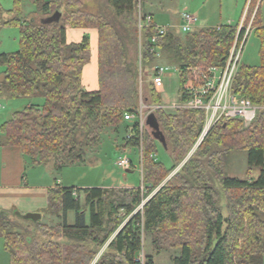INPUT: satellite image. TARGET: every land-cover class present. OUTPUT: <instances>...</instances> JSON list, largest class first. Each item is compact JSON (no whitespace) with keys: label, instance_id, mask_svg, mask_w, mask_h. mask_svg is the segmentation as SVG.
<instances>
[{"label":"trees","instance_id":"1","mask_svg":"<svg viewBox=\"0 0 264 264\" xmlns=\"http://www.w3.org/2000/svg\"><path fill=\"white\" fill-rule=\"evenodd\" d=\"M21 1L12 0L7 19L0 6V25L19 29L18 48L0 53V93L42 102L14 111L0 125V145L18 147L32 164L47 165L52 159L53 168L61 170L83 162L105 127L122 124L132 134L125 136L124 146H142V188L55 183L40 211L42 217L59 218L52 224L0 212L11 264H139L145 235L156 253L179 250L173 264H264V0H249L242 23L196 27L183 35L168 29L155 43L150 41L153 22L138 28L139 0H104L116 22L80 9L79 0H34L36 11L46 18L40 23L21 16ZM248 25L259 41V63L239 64L231 84L234 95L260 106L248 126L238 118H221L196 145L204 111H166L151 78L145 97L156 107L149 114L151 130L140 132L137 120L124 119L125 113L138 111L139 68L154 72L159 64L175 67L178 103H184L181 87L190 70L223 66ZM67 27L97 31L94 90L82 83L90 61L89 37L68 41ZM158 138L172 159L169 167L155 158ZM235 149L247 154L243 179L225 171ZM255 169L258 174L252 177ZM217 185L226 199V214ZM69 211L75 212L73 224L67 221ZM144 264H153L151 255Z\"/></svg>","mask_w":264,"mask_h":264},{"label":"rangeland","instance_id":"2","mask_svg":"<svg viewBox=\"0 0 264 264\" xmlns=\"http://www.w3.org/2000/svg\"><path fill=\"white\" fill-rule=\"evenodd\" d=\"M79 1L81 3L80 9L94 14H105L109 16L113 22H116L112 16L111 9L103 3L104 0ZM248 2L249 0H139L138 9L141 11V15H144L146 12H151L156 22H160L158 24L161 25L167 22V24L172 25L171 30L179 33V35H183L184 32H182L180 28L182 21L180 14L182 11H187L196 15L197 22L195 27L216 26L225 23L236 24L238 22L242 23L244 20ZM2 11L3 18L6 19L11 16L9 12H5L3 9ZM21 16L35 23H40L44 18L43 15L36 11L34 0L21 1ZM260 19L261 23L264 25V2H262L260 6ZM18 31L19 29L17 26H0V53L14 51L18 48ZM131 48L130 51L133 49ZM258 48V38L249 31L241 51L240 64L249 66L257 65L259 63ZM163 61L164 60L161 62ZM157 62L158 61H156V63ZM2 70L3 67H0V79L2 77ZM152 73L153 69L141 70L139 68L138 70V107L142 106L145 113L147 112V110H145V105L149 106L150 104L145 97L147 98L148 96L147 85L152 77ZM163 81L164 89L162 95L169 101L177 100L179 79L178 73L173 66L169 67L165 72ZM41 102V98H10L4 93H0V125L8 120L14 111L21 110L32 103ZM179 105L177 100L174 105L163 108L168 112H172L174 109L179 108ZM145 128L148 131L151 130L148 125H146ZM125 136L126 131L122 124L118 125L117 128L105 127L102 130L98 144L86 149L83 162L66 164L61 170H55L53 168L52 159L48 161L47 165L39 164L33 167L30 159L25 157L26 175L31 176V173L35 170V173L40 175V177L44 174H48V177H51L50 182L57 183L59 179L64 184H68L67 186L88 185L121 187L124 185H132L142 188L139 158L140 149L139 147L132 146H128V149H124ZM156 145L157 153L155 158L169 167L172 164L169 152L164 148L159 138L157 139ZM3 153L0 145V172L3 164ZM123 154H126L131 160V168L128 170L120 169L115 164L116 159ZM246 157L247 154L245 150H233L227 158L225 167L226 174L230 177H237L240 179L246 177ZM178 168L179 165L175 170ZM257 174V169L251 173L252 177H256ZM216 187L220 192L218 203L223 207V213L226 214L224 207L226 203L225 196L222 194L221 188L218 185ZM148 197L143 201L147 200ZM43 219L45 220L46 217L44 216ZM67 221L69 224L74 223V211L68 212ZM47 222L52 224L54 220L52 218V220H47ZM142 247L144 261H146L147 255H151L153 264H173L172 257L179 255V250L177 249H165L156 253L151 247L148 235L144 236ZM11 263L10 254L3 247L2 230L0 229V264Z\"/></svg>","mask_w":264,"mask_h":264},{"label":"built area","instance_id":"3","mask_svg":"<svg viewBox=\"0 0 264 264\" xmlns=\"http://www.w3.org/2000/svg\"><path fill=\"white\" fill-rule=\"evenodd\" d=\"M145 16V17H144ZM141 15L138 13V28L151 24L152 19L149 15ZM181 17V31L186 33L192 31L197 22V17L187 11H182ZM241 27V24H240ZM156 31L150 37V41L155 43L159 38L163 37L168 28L162 25H155ZM249 32V26L245 27V33L240 40H234L227 59L223 66H212L206 69L193 68L190 70V74L186 76L182 83L181 91L186 95L187 99L184 103H181L179 107L188 109H201L204 111V123L199 139L208 133L211 127L221 118H238L241 119L244 126H248L256 117L257 111L260 106L253 104L247 98H240L234 95L231 91V84L235 75L236 69L240 64V56L243 45L247 39ZM155 54L160 57V51L155 49ZM171 67L167 64H159L155 67L152 73L153 87L156 91H161L163 85V77L165 72ZM174 69H176L174 67ZM177 71V69H176ZM179 78V76H178ZM155 106H146L145 113L142 106L138 107L137 112H127L124 114V119L127 121L137 120L139 124L140 132L146 127V118L153 112ZM132 134L129 132L126 134L127 138H130ZM198 139V140H199ZM125 146L124 149H128ZM140 171L142 176V146L140 144ZM115 164L117 167L123 170L131 168V160L126 154L119 156ZM145 202V201H143ZM142 202V203H143ZM142 203L139 207L142 206ZM143 247L137 254L136 260L139 264H144V255L142 253Z\"/></svg>","mask_w":264,"mask_h":264},{"label":"crops","instance_id":"4","mask_svg":"<svg viewBox=\"0 0 264 264\" xmlns=\"http://www.w3.org/2000/svg\"><path fill=\"white\" fill-rule=\"evenodd\" d=\"M0 6L5 12H9L13 7L12 0H0ZM11 15V14H10ZM145 15H149L152 22L155 25H160L159 21L156 22L154 15L151 12H146ZM9 18V17H8ZM5 19V18H4ZM7 19V18H6ZM163 23V22H161ZM171 30L172 25L161 24ZM220 25V24H219ZM4 26V25H0ZM10 26V25H5ZM217 26V25H216ZM67 39L68 41L79 42L84 35L89 37L90 41V61L84 66L82 73V83L88 90H94L97 88V62H96V45H97V31L94 28H69L67 27ZM164 84V81H163ZM163 85L160 91L162 98V106L170 107L174 105L177 100L169 101L166 99L163 93ZM151 129V128H150ZM3 150V164L0 172V212L13 214L14 209L21 213L25 212H40L45 209L47 205V190L54 186V182H50V176L44 174L40 177L35 173V170L31 173V176L26 175V163L25 156L22 154L18 147L1 146ZM32 164V163H31ZM39 164H32V166H38ZM46 165V164H45ZM59 186H67L58 179ZM136 187L132 185H124L121 187ZM75 188L93 187L88 185L72 186ZM98 187H112V186H98ZM42 220H54L55 223L59 220L57 216L45 215ZM48 223V222H47ZM50 224V223H49ZM3 238V237H2Z\"/></svg>","mask_w":264,"mask_h":264},{"label":"water","instance_id":"5","mask_svg":"<svg viewBox=\"0 0 264 264\" xmlns=\"http://www.w3.org/2000/svg\"><path fill=\"white\" fill-rule=\"evenodd\" d=\"M55 17H57V14L55 15ZM41 22H46V18H43L41 20ZM152 120H153L152 117L150 115H148L146 118V125L150 126L149 123ZM200 141L201 140L199 139L198 142L196 143V145H198ZM179 167H180V165H179ZM143 203H142V205H143ZM13 214L20 216L21 218H23L25 220H29V221H33V222H37L42 218V213L41 212H35V211L34 212L21 213L18 210L14 209Z\"/></svg>","mask_w":264,"mask_h":264}]
</instances>
